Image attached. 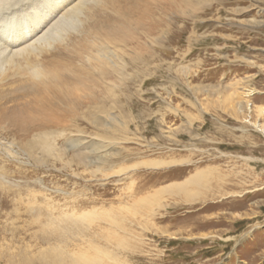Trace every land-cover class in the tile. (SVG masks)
<instances>
[{
    "label": "rangeland",
    "instance_id": "1",
    "mask_svg": "<svg viewBox=\"0 0 264 264\" xmlns=\"http://www.w3.org/2000/svg\"><path fill=\"white\" fill-rule=\"evenodd\" d=\"M90 3L46 52L104 86L38 113L0 71V264H264V0Z\"/></svg>",
    "mask_w": 264,
    "mask_h": 264
},
{
    "label": "bare ground",
    "instance_id": "2",
    "mask_svg": "<svg viewBox=\"0 0 264 264\" xmlns=\"http://www.w3.org/2000/svg\"><path fill=\"white\" fill-rule=\"evenodd\" d=\"M5 1L9 3V0ZM17 1L18 0H16V3ZM22 1L24 2V0H20V3ZM92 1L93 0H43L42 3L40 2L41 5L38 4V6L31 7L30 9L22 8V11L15 13L19 19L8 16L13 11H16L15 8H9L8 6L9 9L5 10V8H7L5 7V3V6H2L5 8L2 9L0 6V13L2 12L0 14V71H7L9 73L5 78L6 81L10 82L12 79L11 83H8L10 85V88L7 89L8 92L4 91L2 96L6 97V95H9L8 97H10V95L15 94L16 99L14 98V101L22 99V102L25 98H32V100H29H31L30 103L35 105V112L43 113L46 111L45 108L53 104L51 101H56V103H61L63 105L76 103L80 97H83V95L78 97L79 93L84 94V92L92 91V87L95 88L94 90H97V86H104L107 81L109 82L110 79L115 76L116 72L114 69L111 67L109 70L108 66L106 68V63L102 60H98L93 64L91 63L92 65L86 67L83 59L73 54L75 52H73L72 49L65 48L66 50L59 49L51 51L50 53L46 52L51 49L50 44H52L53 38L56 37L57 33H59L68 22L76 21L79 15L82 14V10L84 11L86 8V5L90 2V4H93ZM2 2L4 1L0 2L1 5H3ZM8 3L6 4L9 5ZM14 16L16 17V15ZM111 56L113 57V55ZM110 64L115 65L112 61ZM15 65H17L19 69H26L29 76L22 77L21 74L20 77L18 73L19 77L15 74L18 79L14 81L15 76L10 71L11 69L13 70V66L15 67ZM57 68H60V70L63 69L65 74L57 73ZM23 76H25V74H23ZM87 81L92 84V87L86 86ZM13 84L14 86H12ZM250 94L251 93L247 91L245 96H249ZM33 102L37 103L34 104ZM77 102L79 103V101ZM29 106L31 105L22 106L23 110L11 113V120H15L16 122L18 120H23V116L29 115L31 112ZM52 106L56 107L54 104ZM263 112L264 110H262V113ZM19 125L21 126L22 124ZM93 213L94 212H83L80 214L74 212L71 214L61 213L62 217L60 219L74 218L75 223L79 220L83 222L89 220ZM53 218L54 215L47 216V222H51ZM37 220L39 221V219ZM26 259L28 258L22 257L21 264H35L34 262H27ZM73 261L77 260L74 259ZM89 263L100 264V259L95 257L90 259ZM36 264H58V261H55L54 258L48 260L39 259Z\"/></svg>",
    "mask_w": 264,
    "mask_h": 264
}]
</instances>
